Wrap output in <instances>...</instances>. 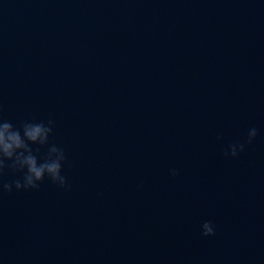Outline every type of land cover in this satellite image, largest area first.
I'll use <instances>...</instances> for the list:
<instances>
[{"label":"water","instance_id":"obj_1","mask_svg":"<svg viewBox=\"0 0 264 264\" xmlns=\"http://www.w3.org/2000/svg\"><path fill=\"white\" fill-rule=\"evenodd\" d=\"M0 116L68 180L0 193L1 260L264 264V0H0Z\"/></svg>","mask_w":264,"mask_h":264},{"label":"clouds","instance_id":"obj_2","mask_svg":"<svg viewBox=\"0 0 264 264\" xmlns=\"http://www.w3.org/2000/svg\"><path fill=\"white\" fill-rule=\"evenodd\" d=\"M54 121L44 122L24 121L20 127L12 122L4 120L0 116V193L16 190L39 189L40 184L47 178L54 184L65 188L68 180L63 172V164L66 161L64 149L50 144V136L53 132ZM258 132L256 128L248 131L247 143L251 144ZM48 146L47 154L41 159L34 152L32 145ZM225 151V155L237 157L245 149L244 143H234ZM11 161V163H8ZM5 169H11L14 173H23L22 178L11 182H3ZM172 176H178L177 169H171ZM202 235H215V227L212 221H204L201 225Z\"/></svg>","mask_w":264,"mask_h":264}]
</instances>
